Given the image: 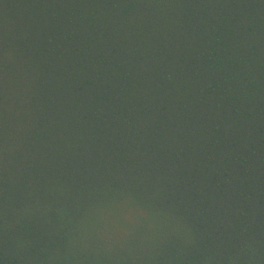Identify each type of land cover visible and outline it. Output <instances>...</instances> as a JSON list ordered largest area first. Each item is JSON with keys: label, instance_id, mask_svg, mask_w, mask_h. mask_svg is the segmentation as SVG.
Here are the masks:
<instances>
[{"label": "trees", "instance_id": "trees-1", "mask_svg": "<svg viewBox=\"0 0 264 264\" xmlns=\"http://www.w3.org/2000/svg\"><path fill=\"white\" fill-rule=\"evenodd\" d=\"M0 264H264V0H0Z\"/></svg>", "mask_w": 264, "mask_h": 264}]
</instances>
